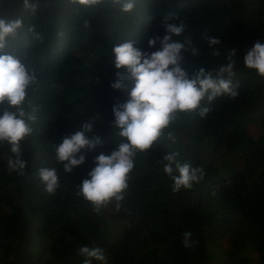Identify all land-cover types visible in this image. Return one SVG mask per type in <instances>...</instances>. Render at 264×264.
<instances>
[{"label": "trees", "instance_id": "obj_1", "mask_svg": "<svg viewBox=\"0 0 264 264\" xmlns=\"http://www.w3.org/2000/svg\"><path fill=\"white\" fill-rule=\"evenodd\" d=\"M33 2L35 13L23 0H0V17L24 22L8 51L39 80L29 95L37 120L22 141L24 175L9 169L12 153L0 144V264H83V246L104 250L106 262L93 264H264V77L243 59L257 41L264 43V0H136L132 13L108 5L77 11L69 0ZM168 13L185 25L176 39L190 37L199 49L197 56L185 53L190 74L218 70L235 49L234 74L225 78L239 85L238 95L215 98L205 118L181 114L152 149L137 153L119 207L113 200L97 213L78 185L90 178L97 155L117 147L112 109L134 86L126 81L127 90L111 87L117 71L127 74L115 68L113 48L133 41L154 51L148 41L166 34ZM206 36L221 43L210 48ZM202 103L208 105L207 99ZM93 118L91 136L103 143L85 151L86 162L67 173L54 147ZM173 153L177 162L203 169L191 189L172 190L163 158ZM43 167L57 169L54 194L38 176ZM114 225L119 231H112ZM185 232L192 233L190 248Z\"/></svg>", "mask_w": 264, "mask_h": 264}, {"label": "clouds", "instance_id": "obj_2", "mask_svg": "<svg viewBox=\"0 0 264 264\" xmlns=\"http://www.w3.org/2000/svg\"><path fill=\"white\" fill-rule=\"evenodd\" d=\"M77 11L108 5L118 8L123 13H132L136 0H69ZM26 10L36 12L38 4L33 0H23ZM177 19L175 13H168L163 18L166 34L156 36L148 41L152 52H144L134 46L133 41L117 44L113 48L114 66L117 71L116 80L111 84L114 90H127L126 81H134L129 92V98L113 106L114 122L111 127L118 129L120 140L115 150L110 154L100 153L95 157V167L89 172L90 178H85L78 185L79 194L91 203L95 212L113 200L124 199L128 188L130 174L135 167L137 153L147 152L163 137L181 114L196 112L205 118L211 111L215 98L228 95L235 98L238 95V84L230 78L234 72L236 61L235 49L228 56V63L218 70L208 71L200 68L189 73L183 67L185 53L199 55V49L190 37L176 39L185 32L183 22H173ZM24 30L22 18L7 19L0 17V144L9 146L12 156L8 159V167L20 175H24L27 162L23 157L22 141L30 136L33 124L37 120V108L31 104L29 95L38 85L39 80L34 69L14 52L8 51L10 41L17 39ZM35 33L34 28L29 29ZM209 47L221 43L214 36H206ZM158 45V46H157ZM219 55L217 51L214 53ZM247 68L256 71L264 77V43L257 41L244 56ZM208 101L204 105L202 101ZM96 130L95 119L86 120L76 131L65 135L62 142L54 147L56 160L63 165L67 173L86 162L85 151H94L102 145L99 136H91ZM170 140L174 137L169 133ZM167 161L163 171L174 181L172 190L179 192L182 188L191 189L194 183L203 179L204 171L193 167L190 163H179L176 154H168L163 158ZM175 164V167L173 165ZM178 172V175L174 174ZM38 176L49 194H54L60 187V177L57 169L43 167L38 170ZM184 246L192 247V233L185 232ZM79 254L84 257L83 264H93L94 261L106 262V255L99 247H81Z\"/></svg>", "mask_w": 264, "mask_h": 264}, {"label": "rangeland", "instance_id": "obj_3", "mask_svg": "<svg viewBox=\"0 0 264 264\" xmlns=\"http://www.w3.org/2000/svg\"><path fill=\"white\" fill-rule=\"evenodd\" d=\"M250 132L255 133V131H250ZM111 229H112V231H113V230H115V231H119V227L116 226V225H114Z\"/></svg>", "mask_w": 264, "mask_h": 264}]
</instances>
